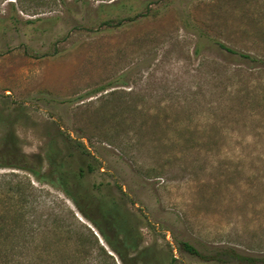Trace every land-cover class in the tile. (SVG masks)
Here are the masks:
<instances>
[{
    "label": "rangeland",
    "instance_id": "1",
    "mask_svg": "<svg viewBox=\"0 0 264 264\" xmlns=\"http://www.w3.org/2000/svg\"><path fill=\"white\" fill-rule=\"evenodd\" d=\"M86 1L113 22L74 26V0H0V264L264 257V0ZM50 149L91 218L120 206L137 251L115 238L122 261L26 170L48 173Z\"/></svg>",
    "mask_w": 264,
    "mask_h": 264
},
{
    "label": "trees",
    "instance_id": "2",
    "mask_svg": "<svg viewBox=\"0 0 264 264\" xmlns=\"http://www.w3.org/2000/svg\"><path fill=\"white\" fill-rule=\"evenodd\" d=\"M63 5H65V3ZM73 7V9L69 7H66V9L68 12V19L71 20L74 26L80 25L91 27H103L112 23L114 20V18H109L108 20L99 21L100 17L98 13L100 14L103 8H105V6H100L96 11L93 12L86 0H74ZM110 8H113V6H110ZM94 14L97 16L93 20ZM10 20L14 30H19L20 28L33 27L41 21L40 19L21 21L15 16H12ZM118 20L121 21L120 18H118ZM220 48L225 49L229 53H235L233 50L226 48L222 44H220ZM46 161L48 162L50 167L49 172L46 174L41 173L40 170L37 171L32 168H28L26 170L31 173L34 177H36L38 181H47L53 187L60 189L67 197H69L75 203L82 216L92 222L93 226L96 228L102 239L111 248V250L119 256L122 261L124 259L123 254L121 253L118 246L114 244L115 238L120 239V243L123 248L127 250L137 251V247L134 244V238L132 235L131 228L128 225L125 215L122 214L119 205L114 202L105 203L103 201H99L97 209L99 211L101 219L95 220L91 218L86 213V211L79 206V204L69 191L68 187L66 186L68 185L69 176L67 172H65L63 169V159L58 156L57 150L50 149L49 154H46ZM80 175H83L82 172H80ZM122 216H124L123 223L121 222L120 218ZM106 229L110 230L112 237L107 234ZM181 247L183 248V250H185L191 255L201 256L199 252H197L193 247H191L187 243H181ZM101 250L104 251L103 248H101ZM216 255H218L219 260L223 262H225L223 260L225 258L230 259L235 264H264V257L244 256L238 254L233 250L220 251Z\"/></svg>",
    "mask_w": 264,
    "mask_h": 264
}]
</instances>
